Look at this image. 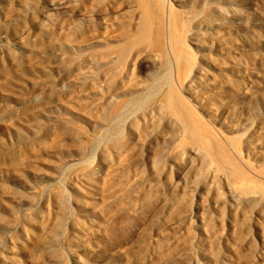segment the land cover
<instances>
[{"label":"rangeland","instance_id":"obj_1","mask_svg":"<svg viewBox=\"0 0 264 264\" xmlns=\"http://www.w3.org/2000/svg\"><path fill=\"white\" fill-rule=\"evenodd\" d=\"M159 1L0 0V264H264V0Z\"/></svg>","mask_w":264,"mask_h":264},{"label":"bare ground","instance_id":"obj_2","mask_svg":"<svg viewBox=\"0 0 264 264\" xmlns=\"http://www.w3.org/2000/svg\"><path fill=\"white\" fill-rule=\"evenodd\" d=\"M155 3H156L155 5L157 7V11H158L157 12V16H156V17H158V21H160V23H161V21L165 22V19H166V21L169 22L170 21V16H171V10H172L171 4H167L166 6H163V3L161 4V2L159 0H155ZM158 13H159V16H158ZM150 17L152 18L151 15H150ZM146 18L147 19H145L144 27H143V29H144L143 32L145 34H147L148 31H149V23H150L149 22L150 18L149 17H146ZM153 19H154V17H153ZM160 23H157V24H160ZM163 23L160 26H162ZM168 25H170V24H168ZM157 26H158V29H160L159 25H157ZM160 38H161L160 36L159 37L157 36V39L154 40L153 46L155 47L156 50H159L160 52L163 51V53H165L164 56H166L165 58L167 60L166 61L167 62V66L171 67L172 70L176 69L177 66L181 65V53L177 52V50H176V48L174 46L175 43L171 44V43L167 42L169 44L165 45L164 44L165 42L162 43ZM162 40H163V38H162ZM195 72L197 73V71H195ZM172 82H173V80L168 79V81L166 83V86L167 85H171L170 83H172ZM161 88H163V87H161ZM161 88H158V89H161ZM156 95H157V92H151L149 94L148 98L149 99L150 98L153 99V98H155ZM163 97H165V98H164V100H162V105H161L162 107L161 108L171 109L175 113V115L178 116L181 119V122L183 123L184 128H185V133L188 134L194 140L198 141L199 140V136L202 133H204V128L205 127L203 125H201L200 123H198L191 116L189 111L184 109L185 105H184L183 101L179 99L177 94L171 88H169L167 93L166 92L164 93ZM144 103H145L144 99H141V100H139L138 105L143 106ZM180 106H181V108H180ZM208 143H209V141L205 138V140L203 142V145L206 147L208 145ZM117 147H119V146H117ZM248 182L249 181H245V183L242 184V187L243 186L245 187L243 190L245 192H247V193H252V186H250V184H248Z\"/></svg>","mask_w":264,"mask_h":264}]
</instances>
